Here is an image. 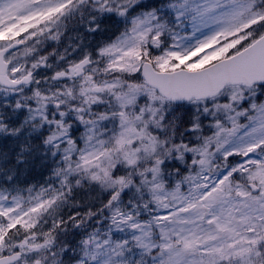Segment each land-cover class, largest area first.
<instances>
[{
	"label": "snow or ice",
	"instance_id": "snow-or-ice-1",
	"mask_svg": "<svg viewBox=\"0 0 264 264\" xmlns=\"http://www.w3.org/2000/svg\"><path fill=\"white\" fill-rule=\"evenodd\" d=\"M0 264H264V0H0Z\"/></svg>",
	"mask_w": 264,
	"mask_h": 264
}]
</instances>
